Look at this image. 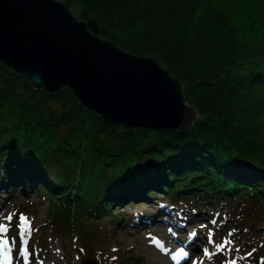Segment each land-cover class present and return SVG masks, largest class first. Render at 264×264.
<instances>
[{
	"label": "trees",
	"instance_id": "1",
	"mask_svg": "<svg viewBox=\"0 0 264 264\" xmlns=\"http://www.w3.org/2000/svg\"><path fill=\"white\" fill-rule=\"evenodd\" d=\"M77 1L93 33L177 76L197 115L186 131L108 123L0 62V187L37 186L59 221L151 193L264 197V0Z\"/></svg>",
	"mask_w": 264,
	"mask_h": 264
},
{
	"label": "rangeland",
	"instance_id": "2",
	"mask_svg": "<svg viewBox=\"0 0 264 264\" xmlns=\"http://www.w3.org/2000/svg\"><path fill=\"white\" fill-rule=\"evenodd\" d=\"M68 7L77 14L80 4L71 0ZM49 167L55 172L57 163ZM252 192L240 189L234 196L191 202L182 197L181 206L191 208L184 217L176 210L161 212L176 201L151 193L145 201L125 200L98 215L73 211L59 221V216L51 219L54 198L17 182L0 187V251L9 264H84L85 258L97 264H173L170 253L178 247L192 252L188 264H264V197L256 199ZM10 224L11 233L16 227L20 234L16 252L9 242Z\"/></svg>",
	"mask_w": 264,
	"mask_h": 264
},
{
	"label": "water",
	"instance_id": "3",
	"mask_svg": "<svg viewBox=\"0 0 264 264\" xmlns=\"http://www.w3.org/2000/svg\"><path fill=\"white\" fill-rule=\"evenodd\" d=\"M0 62L34 88H71L108 123L186 131L197 115L180 79L154 56L93 33L64 0H0Z\"/></svg>",
	"mask_w": 264,
	"mask_h": 264
},
{
	"label": "bare ground",
	"instance_id": "4",
	"mask_svg": "<svg viewBox=\"0 0 264 264\" xmlns=\"http://www.w3.org/2000/svg\"><path fill=\"white\" fill-rule=\"evenodd\" d=\"M4 244H5V243H4ZM3 247H4V246H3ZM3 247H2V248H3ZM176 256H177L180 260H182V259L185 258L184 254H181V253H177ZM194 263L197 264L196 262H194Z\"/></svg>",
	"mask_w": 264,
	"mask_h": 264
}]
</instances>
